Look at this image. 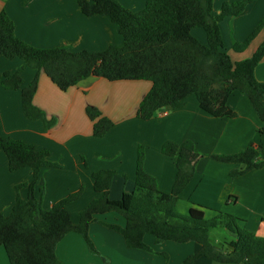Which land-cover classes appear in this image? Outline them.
I'll use <instances>...</instances> for the list:
<instances>
[{
  "label": "crops",
  "instance_id": "0c3cea01",
  "mask_svg": "<svg viewBox=\"0 0 264 264\" xmlns=\"http://www.w3.org/2000/svg\"><path fill=\"white\" fill-rule=\"evenodd\" d=\"M117 1L135 13L145 6V0ZM243 1L246 0H213L212 14L218 16L225 4ZM0 12L13 21L15 35L34 48L64 47L71 52L100 53L122 42L116 26L107 17L84 16L77 0H0ZM263 14L264 0H253L240 15L225 17L219 23L224 48L234 66L251 58L264 42L263 27L245 51L232 50L234 42L242 43L253 32ZM201 31L194 29L192 35L206 44V35ZM16 73L22 78L21 88L36 75L21 59L0 57V79ZM254 75L258 82L264 83V56ZM150 87L147 81L108 82L89 77L67 91H60L40 71L33 104L47 119H55L54 126L45 129L42 121L28 120L23 114L20 90H7L0 85V138L46 150L48 159L59 166L40 170L34 199L43 210H49L56 202L82 189L78 199L67 206L72 223L77 224L80 211L101 197L93 189V173L114 171L111 200L133 191L139 146L144 148V171L156 180L160 192L170 193L177 170L174 159L163 155L161 148L166 142L180 145L188 140L194 144L198 159L192 180L178 197L176 212L185 216L195 207L204 212L206 219L225 213L237 218L240 228L264 239V165L231 177L232 172L242 171L245 166L212 159L238 153L250 144L264 145V137L259 134L261 122L248 99L238 92L232 93L227 103L236 115L232 119L209 116L192 95L184 99L181 108L164 107L145 121L136 117V110ZM87 107L98 109L112 121L113 127L105 136H92V123L85 114ZM263 159L260 150L257 160ZM32 179L33 172L28 167L10 172L7 157L0 151V214L11 213L16 203V186L29 185ZM18 195L27 200L28 187L20 188ZM96 219L98 222L90 225L88 235L97 253L106 260L91 255L80 235L69 233L56 246L61 264H181L200 249L196 243L180 245L167 241L156 245L155 239L148 235L144 241L152 253L128 249L121 235L101 224L124 227L123 217L107 213ZM225 233L227 239L211 240L212 243L221 247L225 241L235 240L233 234ZM0 264H9L1 246ZM193 264L221 263L200 257Z\"/></svg>",
  "mask_w": 264,
  "mask_h": 264
},
{
  "label": "trees",
  "instance_id": "16d2710c",
  "mask_svg": "<svg viewBox=\"0 0 264 264\" xmlns=\"http://www.w3.org/2000/svg\"><path fill=\"white\" fill-rule=\"evenodd\" d=\"M252 0L225 4L218 16L212 14L213 0H145L144 8L132 12L117 0H77L80 12L86 17H107L117 28L121 44L109 46L100 53L71 52L68 48H34L15 35L13 21L0 12V57L19 58L36 71L26 87L21 88L18 73L5 74L0 85L7 90L21 91V106L25 117L42 121L45 129L55 124L33 104L42 71L60 90L67 91L79 82L96 77L108 82L147 81L149 91L140 101L136 117L150 120L164 107L181 108L188 96H195L199 108L214 118L232 119L236 115L228 107V99L234 92L245 96L261 122L259 134L264 137V83L256 80L254 71L264 56V42L249 59L233 65L227 54L219 23L225 17L240 15ZM264 27V14L257 27L242 43L234 42L232 50L242 53ZM201 29L206 44H201L192 30ZM92 123V136L103 137L113 127L111 120L96 108L85 109ZM264 157V145L250 144L245 150L231 155L212 156L226 164L244 165L242 171H234L231 177L260 169L263 160H257L259 152ZM0 151L8 160L10 172L28 167L33 172L29 185L16 186V203L8 216L0 214V246L4 248L9 264H61L56 256V246L69 233L82 237L92 255H97L88 232L96 216L116 213L125 220L124 227L101 223L110 231L122 236L128 249L152 253L144 241L146 235L155 244L196 243L197 253L185 258L181 264H193L200 257L221 264H264V239L238 226V219L219 213L206 219L201 209L192 207L185 216L179 215L176 202L192 180L198 154L191 141L180 145L163 144V155L174 159L176 177L170 193L158 190L156 180L144 171V148L138 147L135 184L132 192H124L117 201L109 199L114 171L102 170L92 174L93 189L100 193L79 213V221L73 224L67 206L76 201L82 189L56 202L49 210H43L34 199V187L43 168H58L52 163L46 150L33 145L0 138ZM27 186V200L19 197L20 188ZM224 231L235 236L221 247L215 246L210 234Z\"/></svg>",
  "mask_w": 264,
  "mask_h": 264
},
{
  "label": "rangeland",
  "instance_id": "374dc122",
  "mask_svg": "<svg viewBox=\"0 0 264 264\" xmlns=\"http://www.w3.org/2000/svg\"><path fill=\"white\" fill-rule=\"evenodd\" d=\"M253 1V0H252ZM248 5H250V4H248ZM247 5V6H248ZM246 6V7H247ZM200 31H201V29H200ZM202 32V31H201ZM111 200V199H110ZM119 200V199H118ZM112 201H114V200H112ZM115 201H117V200H115ZM112 215H114V216H118V215H115V214H113L112 213ZM100 224V223H99ZM210 238H211V240L212 241H216V240H221V239H223V238H225V239H227V236H226V233L224 232V231H213V232H211V234H210ZM92 242V241H91ZM92 244H93V242H92ZM93 246H94V244H93ZM95 248V247H94ZM88 249V248H87ZM89 250V249H88ZM95 250H96V248H95ZM89 253H90V251H89ZM91 254V253H90ZM92 255V254H91ZM94 256V255H93ZM97 256H100V254L99 253H97ZM101 257V260H106V259H102V256H100Z\"/></svg>",
  "mask_w": 264,
  "mask_h": 264
}]
</instances>
